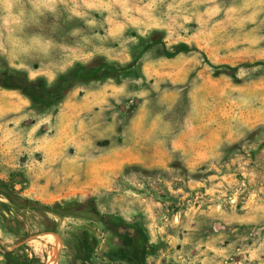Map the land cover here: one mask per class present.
Instances as JSON below:
<instances>
[{
    "label": "rangeland",
    "instance_id": "1",
    "mask_svg": "<svg viewBox=\"0 0 264 264\" xmlns=\"http://www.w3.org/2000/svg\"><path fill=\"white\" fill-rule=\"evenodd\" d=\"M0 180V264H264V0H0Z\"/></svg>",
    "mask_w": 264,
    "mask_h": 264
},
{
    "label": "trees",
    "instance_id": "2",
    "mask_svg": "<svg viewBox=\"0 0 264 264\" xmlns=\"http://www.w3.org/2000/svg\"><path fill=\"white\" fill-rule=\"evenodd\" d=\"M149 44H146L143 47L141 53H143L146 49L150 47ZM189 49L190 47L187 43L181 42L175 45V50L173 52L165 50V54L171 57L178 54L179 52L188 51ZM139 57L140 53L137 55V57L134 58V61L132 63H130L126 67H122L121 69L124 70L125 68H131V64L135 63ZM96 62H98V60L95 59L87 64L78 63L70 70H68V74H71L70 78L60 76L57 80V83L64 81V85L61 87L60 92H65V90H67L73 82H87L91 80L100 79L110 74L111 71L118 70V68L112 65V63L100 61V63L97 64ZM0 194L4 195L8 200V203H2L4 209L8 212H12L14 210L19 211L22 208H37L41 206L37 201L21 198L16 192L13 191V189H10V187L1 180ZM118 220L121 221L122 219ZM135 223L138 226V241L140 240L138 245L142 248L143 246L147 245L146 233L139 220H137ZM13 261L14 264H33L29 259L25 257V255H17V257ZM35 263L40 264L38 260H35ZM11 264H13V262Z\"/></svg>",
    "mask_w": 264,
    "mask_h": 264
},
{
    "label": "flooded vegetation",
    "instance_id": "3",
    "mask_svg": "<svg viewBox=\"0 0 264 264\" xmlns=\"http://www.w3.org/2000/svg\"><path fill=\"white\" fill-rule=\"evenodd\" d=\"M139 242H140V240L138 241V243ZM145 247H146V245L143 246L142 248L138 245V249H139L138 255H139L140 261H143L145 258V251H146Z\"/></svg>",
    "mask_w": 264,
    "mask_h": 264
}]
</instances>
